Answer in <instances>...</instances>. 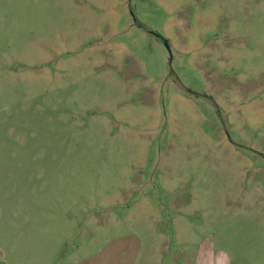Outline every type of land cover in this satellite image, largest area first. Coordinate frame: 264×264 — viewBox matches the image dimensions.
Listing matches in <instances>:
<instances>
[{
	"label": "rangeland",
	"instance_id": "1",
	"mask_svg": "<svg viewBox=\"0 0 264 264\" xmlns=\"http://www.w3.org/2000/svg\"><path fill=\"white\" fill-rule=\"evenodd\" d=\"M6 201L73 264H264V0H0Z\"/></svg>",
	"mask_w": 264,
	"mask_h": 264
},
{
	"label": "crops",
	"instance_id": "2",
	"mask_svg": "<svg viewBox=\"0 0 264 264\" xmlns=\"http://www.w3.org/2000/svg\"><path fill=\"white\" fill-rule=\"evenodd\" d=\"M11 207L13 211L21 208L16 201L0 204V264H73L68 257H63L62 249L58 251L43 247L44 237L29 219L25 226L32 228L26 232L18 217L9 216Z\"/></svg>",
	"mask_w": 264,
	"mask_h": 264
},
{
	"label": "trees",
	"instance_id": "3",
	"mask_svg": "<svg viewBox=\"0 0 264 264\" xmlns=\"http://www.w3.org/2000/svg\"><path fill=\"white\" fill-rule=\"evenodd\" d=\"M164 39V38H163ZM165 43H168V41L166 39H164Z\"/></svg>",
	"mask_w": 264,
	"mask_h": 264
}]
</instances>
